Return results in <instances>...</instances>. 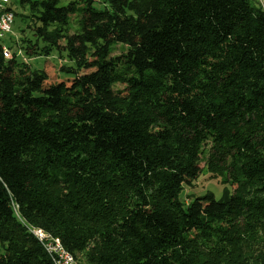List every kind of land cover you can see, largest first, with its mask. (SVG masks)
I'll list each match as a JSON object with an SVG mask.
<instances>
[{"label":"trees","instance_id":"1","mask_svg":"<svg viewBox=\"0 0 264 264\" xmlns=\"http://www.w3.org/2000/svg\"><path fill=\"white\" fill-rule=\"evenodd\" d=\"M99 2L80 9L93 23L79 35L92 50L80 52L57 0H18L25 12L13 11L31 33L8 46L13 55L40 43L38 57L73 62L61 73L97 72L44 90L43 73L2 76L15 59L0 48V264H52L24 223L58 238L77 264H264L256 1ZM115 44L122 53L110 57ZM202 160L235 188L222 189L221 210L196 216L180 195Z\"/></svg>","mask_w":264,"mask_h":264},{"label":"rangeland","instance_id":"2","mask_svg":"<svg viewBox=\"0 0 264 264\" xmlns=\"http://www.w3.org/2000/svg\"><path fill=\"white\" fill-rule=\"evenodd\" d=\"M12 10L16 14L22 13V10L18 4V0H10ZM57 8L62 9L59 12L60 18H65L66 27L68 28V35L72 36L79 48V52L82 51L83 45L86 48L92 50V44L83 43L79 37L82 33H89L93 27V23L89 17L83 15L84 11H80L83 6H92L97 10L102 9V4L99 0H57ZM64 10V11H63ZM25 12V11H24ZM144 22V20H141ZM134 41L138 38L134 33L131 34ZM20 38L31 39V33L26 30L25 24L20 21V18H14L10 33L3 39V44L7 47L11 46L13 42H18ZM64 45V42H61ZM40 43L34 45L33 48H26L29 56L24 55L23 51H17V55H13L16 51L14 47L10 49V55L6 58L8 60L15 59V64L10 67L8 72H2V76L11 73L12 76H17L22 79H32L36 73H43L45 79L42 82V89L47 90L57 84H64L69 87L76 77L82 75H91L97 72L95 67H88L78 71L76 76L71 74L61 73V67H73V62L69 61L65 54L58 56L53 53L49 57H38L36 53L40 50ZM37 47V48H36ZM122 53V45L115 44L110 50V57L118 56ZM16 57V58H15ZM87 60L90 61L91 57L87 55ZM113 89L117 96L123 97L127 95L128 87L124 83H117L113 86ZM193 178H185L182 182L183 191L180 195L181 201L185 205H191L192 211L196 216L202 215L208 211L221 210L222 207L217 203L221 196L222 189L228 188L229 191H233L235 186L224 185L222 181L224 177H213L206 169L204 160L199 162L193 170ZM2 250L0 249V260ZM77 264V263H76Z\"/></svg>","mask_w":264,"mask_h":264},{"label":"built area","instance_id":"3","mask_svg":"<svg viewBox=\"0 0 264 264\" xmlns=\"http://www.w3.org/2000/svg\"><path fill=\"white\" fill-rule=\"evenodd\" d=\"M264 14V0H254ZM14 23V14L10 0H0V48L5 57L10 55L9 48L3 44V39L10 33ZM11 212L14 217L21 221L19 209L12 204ZM29 235L37 242L40 249L45 253L52 264H76L74 257L61 245L58 238L51 236L39 228L24 223Z\"/></svg>","mask_w":264,"mask_h":264},{"label":"crops","instance_id":"4","mask_svg":"<svg viewBox=\"0 0 264 264\" xmlns=\"http://www.w3.org/2000/svg\"><path fill=\"white\" fill-rule=\"evenodd\" d=\"M11 2V1H10ZM12 8V7H11Z\"/></svg>","mask_w":264,"mask_h":264}]
</instances>
